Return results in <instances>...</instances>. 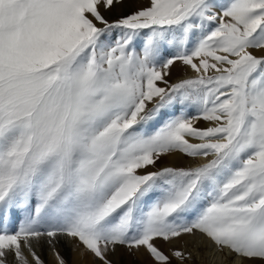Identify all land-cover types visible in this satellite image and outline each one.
Segmentation results:
<instances>
[{"label":"snow or ice","instance_id":"obj_1","mask_svg":"<svg viewBox=\"0 0 264 264\" xmlns=\"http://www.w3.org/2000/svg\"><path fill=\"white\" fill-rule=\"evenodd\" d=\"M45 247L264 264V0H0V264Z\"/></svg>","mask_w":264,"mask_h":264},{"label":"bare ground","instance_id":"obj_2","mask_svg":"<svg viewBox=\"0 0 264 264\" xmlns=\"http://www.w3.org/2000/svg\"><path fill=\"white\" fill-rule=\"evenodd\" d=\"M118 12L119 11H121V9H119V8H117L116 9ZM174 73V72H173ZM190 74V73H189ZM162 246H164V248L165 249H167V245H162ZM61 251L68 257V258H70V260L71 261H74V257H73V255H72V253H71V251L70 250H68L67 248H66V246H64V245H61ZM121 256V255H123L124 257H127V263L128 264H136L135 262V260H134V257H132V256H130L129 254H127V252L125 251V249H123V248H118L117 250H116V252L112 255V257L111 258H114V259H116V260H118L119 258H117V256ZM139 256H141L140 258H142L143 259V261L145 262V264H147V257L146 256H144V255H139ZM44 258L48 261V264H52V258L48 255V251H47V248L45 247L44 248ZM137 258V257H136ZM113 259V260H114ZM139 259V258H138ZM137 262H138V260H137ZM195 264H199V261L197 260L196 262H195Z\"/></svg>","mask_w":264,"mask_h":264},{"label":"rangeland","instance_id":"obj_3","mask_svg":"<svg viewBox=\"0 0 264 264\" xmlns=\"http://www.w3.org/2000/svg\"><path fill=\"white\" fill-rule=\"evenodd\" d=\"M120 12V11H119ZM116 9H114L113 10V12L112 13H109L108 14V16H109V18L111 19V18H115V16L119 13ZM183 74V71L182 70H174V73H173V76H172V79L173 80H175L178 76H180V75H182ZM163 245V244H162ZM161 245V246H162ZM162 247H164V246H162ZM165 250H167V249H165ZM128 254V253H127ZM141 256H137V258L135 257L134 258V260L136 261L135 263L136 264H145V262L143 261V259L142 258H140ZM117 258H119L118 260H116V259H114V258H112V260H113V262H114V264H128L127 263V257H124L123 255H119V256H117ZM139 258V259H138ZM69 260H70V258H68ZM137 260H138V262H137ZM71 261V260H70Z\"/></svg>","mask_w":264,"mask_h":264}]
</instances>
